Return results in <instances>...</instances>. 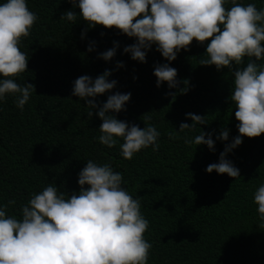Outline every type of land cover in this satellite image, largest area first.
Returning <instances> with one entry per match:
<instances>
[{"label":"trees","instance_id":"1","mask_svg":"<svg viewBox=\"0 0 264 264\" xmlns=\"http://www.w3.org/2000/svg\"><path fill=\"white\" fill-rule=\"evenodd\" d=\"M237 2L254 3L258 9L264 5V0ZM27 7L38 19L29 35L21 37L26 70L13 79L20 85L31 83L34 90L23 111L13 96L0 102V204L6 206V215L19 219L21 206L50 183L65 198L78 191L77 173L91 159L120 172L122 187L139 199L140 212L148 221L144 238L151 244L147 264H264V229L258 227L252 202L255 189L264 183V133L242 136L241 144L226 154L240 176L205 171L238 134L235 105L229 98L232 72L248 58H242L239 66L233 64L232 72L226 66L217 70L214 65H200L208 41L193 39L187 51L181 49L170 62L153 45L141 63L122 51L134 38L114 26L89 28L79 14L74 21L60 19L65 10L79 13L69 0H27ZM113 41L115 55L108 61L99 58L98 53L113 47ZM90 44L93 50L87 51ZM117 61L123 66L117 68ZM160 63L176 69L175 88L167 82L156 86L153 68ZM105 69L116 85L89 99L99 107L112 92L131 93L116 118L140 128L156 127L160 133L156 151L149 146L124 159L119 155L122 139L111 148L95 139L102 121L96 109L87 116L89 107L71 95V88L80 75L94 79ZM182 88L187 90L180 92ZM188 112L204 116L207 123L178 131L181 122L192 123L185 116ZM224 128L228 140L216 139ZM200 131L212 133L214 151L204 144L184 143L185 136Z\"/></svg>","mask_w":264,"mask_h":264},{"label":"clouds","instance_id":"2","mask_svg":"<svg viewBox=\"0 0 264 264\" xmlns=\"http://www.w3.org/2000/svg\"><path fill=\"white\" fill-rule=\"evenodd\" d=\"M73 10L62 12L60 19L74 21L77 14L89 28L102 25L115 27L120 33L134 38L122 51L130 58L145 62L146 52L155 45L167 61L176 58L181 49L187 51L195 39L208 41L200 65H214L217 70L233 64H242L232 72L230 100L235 105L234 116L238 134L226 143L218 161L209 163L205 171L227 174L235 178L239 169L226 154L242 142V136L257 137L264 133V5L237 0H69ZM231 7L225 8V4ZM38 19L27 7V0H0V102L6 95L14 97L15 106L23 111L34 86L17 84L13 77L26 70L27 58L20 51L21 37H27ZM84 32H81L83 37ZM210 38V39H209ZM113 47L98 53L104 61L116 52ZM90 44L87 51H92ZM255 58L254 60L252 58ZM123 62L117 61L116 67ZM110 70L105 69L94 79L80 75L72 81L71 95L85 101L87 116L101 119L100 144L113 147L117 139L119 155L124 159L149 146L159 147L160 135L156 127L144 124L143 128L116 118L124 110L131 93L112 92L99 107L94 99L109 92L116 80H109ZM157 87L167 82L169 88L177 85L176 69L169 63L153 68ZM183 83L187 84L185 79ZM186 88L179 89L180 92ZM192 123L181 122L180 132L206 124L204 116L185 113ZM147 119V118H146ZM170 137L172 134H169ZM216 139L228 140V129H222ZM186 145L204 144L214 151L212 133L200 131L194 137L185 136ZM78 191L65 198L52 183L32 194L21 206L19 219L6 215V206L0 204V264H147L151 244L144 238L148 221L140 212V201L122 187V175L108 163L98 164L91 159L77 173ZM256 205L258 227L264 229V183L252 195ZM11 203V202H9Z\"/></svg>","mask_w":264,"mask_h":264}]
</instances>
